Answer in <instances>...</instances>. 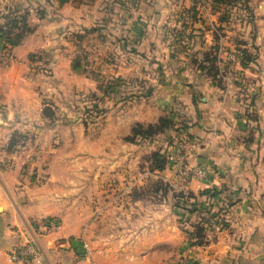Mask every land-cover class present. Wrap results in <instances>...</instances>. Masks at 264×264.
<instances>
[{"label": "crops", "instance_id": "crops-1", "mask_svg": "<svg viewBox=\"0 0 264 264\" xmlns=\"http://www.w3.org/2000/svg\"><path fill=\"white\" fill-rule=\"evenodd\" d=\"M246 3L253 31L247 37L250 27L245 26L243 45L254 60L242 69L240 82L223 85L205 78L195 67L183 68L187 76H180L177 70L170 87H166L163 74L152 85L156 105L177 104L176 122H183L187 127L184 133L189 135L187 157L193 164L212 168L207 183H187L185 195L191 193L190 201L196 202L198 211L186 221V215L173 206L171 192L163 195L137 190L140 194L136 196L134 189L141 186H136L133 176L124 187L117 176L119 186L109 188L113 184L105 175L108 160H57L58 152L54 151L51 160L29 162V168L44 177L39 184L24 177L21 166L26 160L8 156V147L14 132L34 131L46 123L40 92L58 111L50 128L45 126L48 132L58 128L59 134L52 136L57 137L59 147L73 143V131H79L72 124L63 126L57 121H63L66 114L54 103L68 97L74 88L91 91L94 84L79 87L72 83L80 77L72 72V59L65 58L59 48L66 45L60 40L64 28L75 27V34L103 46L108 41L112 45L121 41L127 48L124 51L138 57H131L128 62L132 63L125 65L132 74L129 80H136L130 66L142 58L151 64L154 54L163 61L162 53L170 50L165 30L191 0H0V28L5 15L19 20L25 13L28 27L26 37L9 46L13 61L0 67V264H11L8 251L22 243L28 225L48 218L58 222L56 230L33 232L41 264H177L182 252H188L199 264H264V0ZM212 19L217 20V16L212 15ZM202 36L209 48L212 37L208 31ZM40 54L48 55L47 74L34 69ZM125 117L120 115L119 119ZM77 139L83 141L82 137ZM165 171L169 172H147L150 179L167 183ZM89 173L96 177L90 179L95 188L86 181L87 186L78 191V177L87 179ZM206 189H212L211 198L203 193ZM75 197L83 199L78 204ZM155 197L158 201L152 204L149 200ZM206 212L212 215L209 243L191 247L183 230L190 229L198 214ZM94 223L100 229L95 250L89 232Z\"/></svg>", "mask_w": 264, "mask_h": 264}, {"label": "rangeland", "instance_id": "rangeland-1", "mask_svg": "<svg viewBox=\"0 0 264 264\" xmlns=\"http://www.w3.org/2000/svg\"><path fill=\"white\" fill-rule=\"evenodd\" d=\"M229 1L230 3H228ZM246 4V0H226L225 2H217V0H191V5L188 8H182L177 11L175 15L177 17L174 16V19L169 22L170 24L165 30L170 50L162 53L164 55L163 61L157 60L154 54L150 57L154 59L151 61V64L148 63V60L142 58L136 66H130V69L133 70V77L136 80H129L128 76H132V74L129 73V68H125L128 67L125 65L126 63H132L131 61L128 62L131 57L134 60L138 59V57L134 52L124 51L127 48L122 45L121 41L114 42L116 43L115 45H112L108 41L106 42L108 44L104 46L98 44L96 41H88L86 38L79 41L74 38L75 27L71 28L73 30L64 28L63 38L60 40L66 45L65 47L59 45V48L65 53V58L68 59L70 57L72 62L77 60L76 65L78 64L81 68L80 70H82V72L72 71L80 77V79L76 78L73 80L72 83L79 87H84L86 83L94 84V89L91 91H84L82 88L76 90L73 87L74 89L70 94L67 93L69 94L68 97L61 98V102L54 103V106L58 104L59 109L63 107L65 109L64 114H66L65 117L61 118L63 121H57L63 124V126L72 124L79 128V131L77 133L73 131V143L61 144L59 147L57 137L52 136L53 133L55 135L59 134L57 133L58 128L55 127L50 132L46 131V126L50 128V122L52 120L53 122L56 121L55 118L58 111L51 103L47 102L45 94L40 92L42 114L46 123L44 122L42 127L36 128L38 130L33 129L34 131L30 132H14L11 134L10 139L12 136L20 134H24L25 137L22 140H17L12 147H10L9 141L8 151L10 154L8 156L17 158L16 160H26L22 163L21 173L24 174V177L27 176L30 181H36L39 184L45 181L44 177L41 176L42 174H36L34 169L29 168V162L31 160H45L44 162L51 160L54 151L58 152L57 160H108L106 161L105 175L108 182L113 184L109 187L111 189L115 185L119 186L117 176L122 178L121 187L127 186L128 178L133 176L136 178V186L147 188L150 185L149 189L153 188L152 183L154 180L148 177L149 172H147V169L149 160H151L150 157L154 152L162 153L167 160L170 159L171 161L182 159V162L184 161L186 164L185 160H187L190 166L195 165L196 167L197 164H193V160L188 158L185 153L186 144L188 143L186 135L183 137V134L176 133L173 127L161 134L154 135L150 139L142 140L137 137L132 142L131 128L135 123L143 125L155 124L163 116L171 118L176 122L175 109L177 104L170 102L165 107L161 104L156 105L155 86L153 87L152 85L156 84L158 82L156 78H160V75L163 74L164 79L168 82L166 87H170L169 82L177 78L175 77L178 73L177 70H179L180 76H184V74L187 76L186 73L188 72L183 68H191L193 70L196 67L195 71H200L199 73H201L202 70L193 61L194 59L203 61L204 53L209 54V52H212L210 58H214V66L223 85L228 84L231 80L232 82L241 81V72L244 68L240 64L242 52L244 50L247 51V49L249 50V48L245 49L243 45L246 43V38L243 39L245 26L250 27L247 29V37L253 31L252 22L250 18H247L249 11L246 8ZM214 14L217 16V20L212 19V15ZM105 25L106 23L103 26ZM108 28L109 26H107ZM26 29V26L18 29L19 32L25 30L22 33L24 35L21 41L27 35ZM103 31L104 28H102ZM207 31L210 37H212V45L209 48L205 45L206 37L202 36L203 32L207 33ZM6 44L10 46L7 42ZM57 44L59 43L57 42ZM113 46L120 47V49ZM54 48L56 47L52 49ZM210 48H213V50ZM47 58V54L39 55L37 61L40 64L34 62L35 71L45 74L50 72L48 71L49 62ZM204 63L210 68L211 62L204 61ZM2 66L5 67L8 64H0V67ZM60 70L63 74L66 73L63 68ZM117 70L120 72L119 74ZM48 76L50 75L48 74ZM204 77L210 80H217L211 79L208 75H204ZM145 81L152 83L148 84ZM52 86L54 87L55 84H52ZM66 88L70 89L71 84H68ZM169 93H172L171 90ZM152 96H155L153 101H151ZM158 97L159 93L157 94ZM47 105L52 106V119L44 115L43 108ZM130 112L134 114L130 116L128 114ZM120 115H126V117L119 119ZM136 119H142L143 122L136 121ZM147 121L149 122L146 123ZM80 137L83 138L82 142H80V139H77ZM126 137L128 140H126ZM102 151L104 153L103 156ZM171 164L168 163L166 165L165 170L167 169L169 172L165 171L166 176H163L164 178H168L166 182L175 192H181V185L186 189L187 185L183 184L184 180L187 183L197 180L191 176L187 180L183 174L184 166H182L180 161L178 166L174 164L171 166ZM201 166L209 168L207 165ZM90 167L95 168L96 165ZM94 174H96V171H94ZM95 178H92L91 173H89L87 179L86 177H78V183H76L78 191L87 186L86 181H89L90 187L95 188L96 183H92L90 180ZM166 178L165 180H167ZM209 178L207 179L209 180ZM208 180L200 182L207 183ZM81 199L83 197L74 198V200L78 201V204ZM149 201H153L152 204H155L158 198L155 197ZM185 215L186 221L192 218H189L188 214ZM48 219L56 224V229L59 227L55 219ZM48 219H42L28 225L27 230L32 235L34 234L33 232L37 233V230L41 227L40 224ZM89 232L90 243L94 248L93 250H95V242L96 238L100 235V229L94 223Z\"/></svg>", "mask_w": 264, "mask_h": 264}, {"label": "trees", "instance_id": "trees-1", "mask_svg": "<svg viewBox=\"0 0 264 264\" xmlns=\"http://www.w3.org/2000/svg\"><path fill=\"white\" fill-rule=\"evenodd\" d=\"M226 0H217V2H225ZM234 2V1H232ZM230 3V1L228 2ZM247 8V7H246ZM25 18H26V13L20 16L19 20H16L14 16H4L5 24L2 28H0V40H4L5 43L7 42L10 47L16 46L20 41L21 38L24 34H22L24 31L19 32L18 29L22 28L23 26L27 25L25 24ZM28 31V27L26 29ZM76 40H82L85 36L83 34H75L74 35ZM178 36V35H176ZM213 50V48H210ZM212 52L204 53L203 54V61H199L197 59H194V63L198 64V68L202 70L201 73L204 75H208L211 77V79H217L218 82L221 83V79L218 77V72L216 67L214 66V58H210V55ZM211 59V60H210ZM254 60L253 56L251 53H248L247 51L242 52V58L240 60V64L242 67H247L250 62ZM204 61L211 62L210 63V68L205 65ZM78 61L74 60L72 62V71L75 72H82L80 70L81 68L76 65ZM84 70V69H83ZM212 72V73H211ZM52 106H44L43 112L45 116H48L49 119H52ZM174 128L175 132L178 134H183V136H189L188 134H185L186 130V125L183 122H175L171 118H167L166 116L160 117L158 121L155 124H150V125H143L140 123H135L132 128H131V134H132V139L131 142L134 141L137 137L140 139H150L154 135L161 134L165 132L167 129ZM25 137L24 134H20L17 136H12L10 139V147L14 145V143L17 140H22ZM126 140L128 138L126 137ZM151 160H149V166L148 170L150 172L158 171L161 172L165 169L166 165L169 163L166 157L160 153V152H154L151 155ZM212 172V168H211ZM150 186V185H149ZM149 186L146 187H139L136 190V196L139 195L137 190H146L148 192L152 193H162L165 195L166 193L171 192V197L173 200V206L182 212V214H188L189 216L196 213L198 211V208H196V202L190 201V198L193 197L191 193H188L185 195L182 191L175 192L170 188V186L167 183H164L160 179H156L153 181L152 186L153 188L149 189ZM204 194H206L208 197H212V189H206L203 191ZM198 220H195L191 224L190 229H184V233L186 235V239L188 243L191 246H197V247H203L209 243L208 240V234L210 231H212V215L208 214L207 212L205 214H198L197 216ZM187 220V219H186ZM216 218L213 216V221H215ZM221 223V221H218ZM183 222H181L182 224Z\"/></svg>", "mask_w": 264, "mask_h": 264}, {"label": "built area", "instance_id": "built-area-1", "mask_svg": "<svg viewBox=\"0 0 264 264\" xmlns=\"http://www.w3.org/2000/svg\"><path fill=\"white\" fill-rule=\"evenodd\" d=\"M13 61V55L11 53L10 47L5 43V41L0 40V64L1 65H7L10 64ZM232 82L229 81L228 84ZM169 163L174 165H179V161L184 166L183 174L187 178L191 176L193 179H197L198 181H205L208 180L209 176L211 175V169L210 167H205L197 164L190 166L188 164V161H186V164L184 161L181 160H170L168 159ZM171 164V166H172ZM183 183V182H182ZM186 183V184H185ZM184 185H187L186 180H184ZM183 185H181L180 189L183 193L185 188ZM55 225V226H54ZM40 228L37 230V233H43L48 232L50 230L56 229V224L51 221L50 219L43 221L40 224ZM23 241L21 244H18L8 251V258L11 264H41L40 261V250L38 247V244L35 240L34 234L32 235L28 230H24L23 234ZM85 250H87V246H85ZM177 264H198L195 260H193L188 252H182L178 256Z\"/></svg>", "mask_w": 264, "mask_h": 264}]
</instances>
